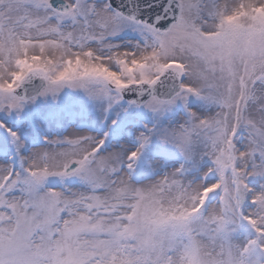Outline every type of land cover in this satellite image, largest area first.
Masks as SVG:
<instances>
[{"label": "snow or ice", "instance_id": "snow-or-ice-1", "mask_svg": "<svg viewBox=\"0 0 264 264\" xmlns=\"http://www.w3.org/2000/svg\"><path fill=\"white\" fill-rule=\"evenodd\" d=\"M0 264H264V0H0Z\"/></svg>", "mask_w": 264, "mask_h": 264}]
</instances>
